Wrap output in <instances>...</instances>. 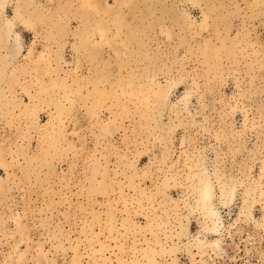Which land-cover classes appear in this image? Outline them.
Returning <instances> with one entry per match:
<instances>
[{
  "label": "rangeland",
  "instance_id": "obj_1",
  "mask_svg": "<svg viewBox=\"0 0 264 264\" xmlns=\"http://www.w3.org/2000/svg\"><path fill=\"white\" fill-rule=\"evenodd\" d=\"M0 264H264V0H0Z\"/></svg>",
  "mask_w": 264,
  "mask_h": 264
}]
</instances>
